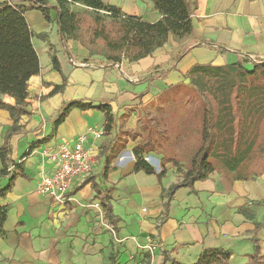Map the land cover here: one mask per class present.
I'll return each mask as SVG.
<instances>
[{
    "label": "crops",
    "instance_id": "crops-1",
    "mask_svg": "<svg viewBox=\"0 0 264 264\" xmlns=\"http://www.w3.org/2000/svg\"><path fill=\"white\" fill-rule=\"evenodd\" d=\"M27 1L1 0L12 6H26ZM101 1L147 23L161 17L149 0ZM187 2L192 13L190 36L180 41L170 36L152 56L136 63H110L101 55H90L77 42L63 41L54 11H50V23L39 10L25 13L40 71L28 82L30 116L22 117L20 133L10 140L11 159L21 163L24 176H18L0 200L6 209L0 264H160L163 253L177 262L195 264L206 249L229 251V264H247L254 252V236L264 254V229L254 235L255 224L264 223V174L242 181L213 173L192 189H178L166 210L163 196L177 177L170 167L160 182L156 175L134 173L132 149L139 140L119 135L136 130L169 89L186 85L192 67L264 62V0ZM61 85L62 90L52 93ZM3 100L14 103L8 97ZM72 101L108 105L112 132L103 135L104 114L95 109H73L54 129L59 111ZM11 124L8 113L0 111V147ZM89 128L102 133L85 145L91 149V172L71 182L65 203L38 194L41 177L53 171L52 163L41 157L42 151L55 150L64 141L72 145ZM46 137L47 142L20 158ZM121 144L124 147L117 153ZM8 180L0 178V188ZM103 194L110 196V216L92 206L100 203ZM240 209L247 215L239 213ZM148 238L157 245L153 254L142 249Z\"/></svg>",
    "mask_w": 264,
    "mask_h": 264
},
{
    "label": "trees",
    "instance_id": "trees-1",
    "mask_svg": "<svg viewBox=\"0 0 264 264\" xmlns=\"http://www.w3.org/2000/svg\"><path fill=\"white\" fill-rule=\"evenodd\" d=\"M54 1L55 5H50L49 0H28L26 6H12L0 0V111L7 112L12 122L0 147V178L9 177L7 185L0 188V200L10 192L16 178L24 176L21 163L11 159L10 140L20 133L22 117L30 116L26 101L28 82L40 71L38 56L32 45L34 35L24 17L27 11H41L49 23L52 21L50 11H54L63 41L77 42L90 55H101L110 63L121 60L136 63L152 56L170 36L180 41L192 32L191 6L187 0H149L161 16L155 23L125 16L120 9L104 5L101 0ZM76 4L82 8L72 9ZM52 61L55 70L59 71L56 59ZM186 79V85L169 89L152 105L154 116L142 118L136 130L119 132L131 141L139 140L132 149L134 173L156 175L160 182L166 177L168 166L175 169L177 183L171 185L163 196L166 210L178 189H192L194 183L205 181L213 173L242 181L254 180L264 174V62L196 65L188 71ZM63 86L54 87L52 93L62 90ZM4 97L11 98L14 103H6ZM73 109L101 111L105 120L103 135L112 132L114 126L110 107L92 106L81 101L63 105L54 121V129ZM159 122L163 124V129L159 128ZM171 138L180 144L191 143L190 157L181 160L162 155L160 170L156 173L145 158L162 152ZM48 139L46 137L31 145L25 156ZM123 144L118 147L117 153L121 152ZM110 161L111 158L106 160L105 172ZM109 200V195H102L100 205L104 216L111 213ZM239 213L247 215L243 209ZM5 219L6 209L0 206V235L4 234L2 226ZM261 229H264V223L255 224L254 235ZM252 243L254 252L247 264H264V254L255 236ZM230 256L231 253L223 249H206L200 253L195 264H229ZM160 264L183 263L163 253Z\"/></svg>",
    "mask_w": 264,
    "mask_h": 264
},
{
    "label": "built area",
    "instance_id": "built-area-1",
    "mask_svg": "<svg viewBox=\"0 0 264 264\" xmlns=\"http://www.w3.org/2000/svg\"><path fill=\"white\" fill-rule=\"evenodd\" d=\"M101 132L89 128L84 134L79 135L71 144L62 142L55 150H44L41 155L47 158L53 165L50 174H44L38 185L36 192L47 195L57 202L65 203L70 184L75 179H80L88 175L92 170L91 149L86 148L87 140L92 137L99 139ZM147 161V158H145ZM99 212L102 207L99 202L92 205ZM157 245L151 238H148L142 249L153 254Z\"/></svg>",
    "mask_w": 264,
    "mask_h": 264
},
{
    "label": "rangeland",
    "instance_id": "rangeland-1",
    "mask_svg": "<svg viewBox=\"0 0 264 264\" xmlns=\"http://www.w3.org/2000/svg\"><path fill=\"white\" fill-rule=\"evenodd\" d=\"M147 115H149V117L155 115V110H154V108L152 106L149 108V110L147 112ZM159 128L163 129V124H161L160 122H159ZM192 147L193 146H191V143L187 142L186 144H180L178 142H174V140L171 138L170 142L168 144H166V146H165V148H164V150L162 152H158V153H155V154L152 153L151 155L146 156L147 163L150 164L152 167H154L156 172H159V170H160V168H159V160L162 158V155H165V157H167V158L168 157H170V158L176 157V158L182 160L184 157H187V158L190 157L189 156L190 155L189 152H190ZM26 152L27 151L22 153L20 158L23 157L26 154ZM14 154H16V153L14 152ZM41 157H42V155H41ZM168 167H170V166H168ZM10 171H12V169H10ZM170 171H171V173L174 176H176L174 168L170 167Z\"/></svg>",
    "mask_w": 264,
    "mask_h": 264
}]
</instances>
